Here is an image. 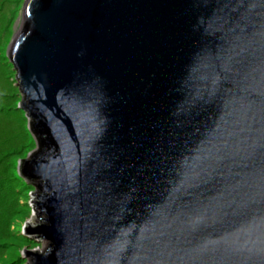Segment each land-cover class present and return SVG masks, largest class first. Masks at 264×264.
<instances>
[{
	"label": "water",
	"instance_id": "95a60500",
	"mask_svg": "<svg viewBox=\"0 0 264 264\" xmlns=\"http://www.w3.org/2000/svg\"><path fill=\"white\" fill-rule=\"evenodd\" d=\"M9 58L51 242L30 264H264V0H27Z\"/></svg>",
	"mask_w": 264,
	"mask_h": 264
},
{
	"label": "trees",
	"instance_id": "16d2710c",
	"mask_svg": "<svg viewBox=\"0 0 264 264\" xmlns=\"http://www.w3.org/2000/svg\"><path fill=\"white\" fill-rule=\"evenodd\" d=\"M18 2L0 0V85L4 84L5 72L14 68L10 58L6 57L5 47H2L6 32L18 15ZM11 87L14 88L13 82ZM16 93V96H12L0 89V264L24 263L23 258L15 255V249L27 247L28 243L17 228L33 210H38L36 202L34 207H30L24 199L28 201V195L37 190L40 182L24 178L17 165L38 143L26 113L15 101L19 98L22 100L19 87Z\"/></svg>",
	"mask_w": 264,
	"mask_h": 264
},
{
	"label": "rangeland",
	"instance_id": "374dc122",
	"mask_svg": "<svg viewBox=\"0 0 264 264\" xmlns=\"http://www.w3.org/2000/svg\"><path fill=\"white\" fill-rule=\"evenodd\" d=\"M18 4L16 5V8L18 9V15L15 19V21L12 22L10 28H8L7 32H6V36H5V41L3 44V47H5V52H6V57L9 59V52L10 49L15 41V37L16 35L19 33L21 26H22V22H23V18H24V7L25 4L27 2V0H18ZM20 13V14H19ZM10 62V61H9ZM17 72L15 71V66L14 68H10L5 72V77H4V84L0 85V89L3 91H7L9 92L10 95L12 96H16L17 95ZM16 81V82H15ZM11 82L14 83V88L11 87ZM17 88V89H15ZM16 103H19L18 106H20L22 100L21 98H19V100H15ZM38 144L36 145V147L34 148L33 151L37 150ZM29 152L25 159L26 160L28 158V156L33 152ZM22 161L19 160L17 162V165L20 167V163ZM36 191L34 193H30L28 195V201H26V199H24V202H29V206L30 207H34L35 202H37V197H36ZM24 198H27L26 196ZM46 218L45 214L41 215V211L40 210H36V211H32L31 215L28 216V218L21 224L20 228V234L24 235L26 237L28 246H23L22 248H16L15 249V255H19L21 258H23L24 263L23 264H30L29 261V257L26 256V251L28 252H35V253H42L45 252L51 245V242L44 239V238H37L40 237L39 234H32V235H27L26 234V229L32 227V228H37L41 225H43V220Z\"/></svg>",
	"mask_w": 264,
	"mask_h": 264
}]
</instances>
